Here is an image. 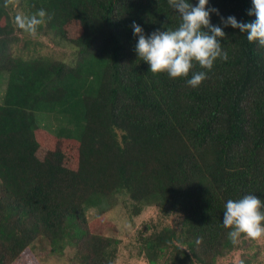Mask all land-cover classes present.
<instances>
[{"label": "trees", "instance_id": "obj_1", "mask_svg": "<svg viewBox=\"0 0 264 264\" xmlns=\"http://www.w3.org/2000/svg\"><path fill=\"white\" fill-rule=\"evenodd\" d=\"M207 7L219 9L210 19L228 59L170 78L139 59L130 27L176 28L168 0H0V264H44L68 248L71 264H116L121 239L93 229L105 222L104 198L120 195L134 215L153 205L174 218L138 232L149 264H218L237 250L251 264L249 237L233 244L223 217L229 199L264 201V48L221 23L255 20L252 0ZM17 8L46 10L35 34L75 47V59L22 54ZM198 71L207 78L189 86ZM37 112L63 124L51 132Z\"/></svg>", "mask_w": 264, "mask_h": 264}, {"label": "clouds", "instance_id": "obj_2", "mask_svg": "<svg viewBox=\"0 0 264 264\" xmlns=\"http://www.w3.org/2000/svg\"><path fill=\"white\" fill-rule=\"evenodd\" d=\"M7 4V0H5ZM169 6L179 14L181 22L172 29H157L146 35L140 24L133 21V35L138 37L135 51L139 59L150 65L153 74L166 73L170 78L188 77L195 64L211 70L219 58L228 59L221 47V38L226 33L219 25L211 23V13L219 15V9L207 7L209 0H198L193 5L189 0H168ZM248 15L250 22L238 21L235 16L221 17L224 27L231 26L246 34L249 43L264 48V0H252ZM46 10L39 9L31 16L17 15L15 22L20 29L35 33L37 26L44 23ZM51 19V17H48ZM207 78L205 71L192 72L187 84L198 87ZM264 201L254 194L240 199H229L224 205L223 226L230 229L228 239L236 244L241 234L252 239L264 235Z\"/></svg>", "mask_w": 264, "mask_h": 264}, {"label": "rangeland", "instance_id": "obj_3", "mask_svg": "<svg viewBox=\"0 0 264 264\" xmlns=\"http://www.w3.org/2000/svg\"><path fill=\"white\" fill-rule=\"evenodd\" d=\"M16 11L17 15L27 16L26 12L21 8H17ZM20 30V40L16 44V48L22 54L42 53L67 63H71L77 56L75 47L67 44L54 45L45 36L33 34L23 29ZM7 76V73H0V104L6 91V89L3 90L5 86L2 85V82ZM37 121L42 127L51 132H56L63 124L59 113L37 112ZM103 202V205L108 209L105 212V222L94 228L93 231L121 239L116 264H149L142 253H140L138 232L143 230L146 224H157L158 226L167 223L172 224L174 218L163 219L158 209L153 205H146L139 215H134L133 201L126 195L107 197L104 198ZM109 204H111L110 207H108ZM112 204L114 205L112 206ZM97 215L98 210L96 208H90L87 211L90 221L95 219ZM73 253L74 251L68 248L62 257L53 255L45 258L44 264H71L70 258ZM241 253L242 251L237 250L230 256L221 259L218 264H239ZM246 254L251 257V264H264V235L258 239L249 238V250Z\"/></svg>", "mask_w": 264, "mask_h": 264}]
</instances>
